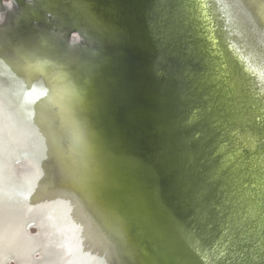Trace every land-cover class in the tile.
<instances>
[{
    "label": "water",
    "instance_id": "1",
    "mask_svg": "<svg viewBox=\"0 0 264 264\" xmlns=\"http://www.w3.org/2000/svg\"><path fill=\"white\" fill-rule=\"evenodd\" d=\"M243 4L264 30V0ZM22 5L0 33L2 194L75 202L101 264H264V43L239 0ZM49 13L128 62L101 77L48 57L64 36L28 21Z\"/></svg>",
    "mask_w": 264,
    "mask_h": 264
},
{
    "label": "rangeland",
    "instance_id": "2",
    "mask_svg": "<svg viewBox=\"0 0 264 264\" xmlns=\"http://www.w3.org/2000/svg\"><path fill=\"white\" fill-rule=\"evenodd\" d=\"M22 2L24 0H0V33L9 28L14 22L15 16L21 13ZM243 3L244 0H239L240 8L242 7L239 10L242 13L241 23L248 31L252 41H256V43L263 41V44L264 30L260 26L258 14L251 6ZM28 22L34 28L38 27V30L39 27L49 26L51 33L63 35L64 42L58 44L51 51L45 49L44 54L60 61L64 57L77 58L84 74L94 72L100 76L108 75L113 73V67L118 64L117 62H128L122 55L123 50L120 44L105 43L107 40L105 37L94 33L85 34L73 24L62 27L50 13L43 14V17H37V14H34L29 17ZM29 34V37H33L26 40L30 44H36L40 39L45 38L44 34L36 29L33 31L31 28ZM6 164L9 163L6 162ZM20 167L23 176L33 174L31 167L25 165ZM36 168L38 167L35 166L34 169ZM9 169L12 170L13 167L10 165ZM19 174L20 172L16 173V176L20 177L21 174ZM70 203L75 204L72 200L67 199L55 206L45 204L43 209L38 210L31 209L21 203L0 204V264L77 263L73 255L76 256L75 249H78L75 245L78 243L76 239L79 228L72 213L67 209V207L73 208ZM73 211L82 214L76 205ZM80 237L82 239V236Z\"/></svg>",
    "mask_w": 264,
    "mask_h": 264
},
{
    "label": "bare ground",
    "instance_id": "3",
    "mask_svg": "<svg viewBox=\"0 0 264 264\" xmlns=\"http://www.w3.org/2000/svg\"><path fill=\"white\" fill-rule=\"evenodd\" d=\"M259 74H260V76H262L264 78V72L259 71ZM25 163H24V165L31 167L32 172H33L32 175L25 176V177H27L25 179L26 180L30 179L31 181L37 179L38 178L37 176L40 175L38 172L39 168L34 169V167L36 166L35 163H33L35 166L31 162H28L26 164ZM4 168H6V162H4L2 160V162L0 163V182L3 181V177H2L1 172H3ZM8 170H10V169H8ZM35 177H37V178H35ZM38 180H39V178H38ZM47 200L44 198H40V199L35 200L34 197H29V196L28 197H14L11 193L9 195L5 196L2 194V191H0V204L1 205H10L11 203H13V204L14 203H21L23 205L30 207L31 209L38 210V209H43V206L45 204H49L48 202H46ZM34 201H35V203H33ZM61 201H63V200L61 199ZM70 204L73 205V208L67 207V209L70 210L69 212L72 213L73 218L76 222V225L79 228V234L77 235V239H76L77 240L76 242H78V243L75 245V247L77 246L78 249H75L76 250V256L73 255V257H75L76 258L75 260L77 262L79 261L80 263L82 262L84 264H101L100 260L97 257V254H98L96 252L97 246L95 244H93V242H92V239L94 237V234H93L94 231L92 230L91 224H86L84 222L86 219H85L83 213H82L83 215L81 213H74L73 209H75V204H73V203H70ZM82 218H84V221L82 220ZM80 236H82V239ZM90 240H91L92 244L90 243Z\"/></svg>",
    "mask_w": 264,
    "mask_h": 264
}]
</instances>
